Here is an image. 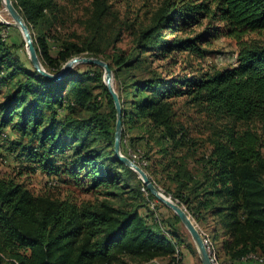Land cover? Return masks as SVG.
Wrapping results in <instances>:
<instances>
[{
    "label": "trees",
    "instance_id": "obj_1",
    "mask_svg": "<svg viewBox=\"0 0 264 264\" xmlns=\"http://www.w3.org/2000/svg\"><path fill=\"white\" fill-rule=\"evenodd\" d=\"M81 1L13 0L43 66L57 73L74 56H103L122 103L123 153L129 156V149L137 151L142 142L148 162L143 168L155 184L199 226L211 220L212 241L222 232L225 264L252 253L264 256V0H164L150 24L134 32L129 53L116 50L122 27L105 36L108 0L93 1L87 34L54 35L68 15L67 5ZM204 18L209 21L204 30L189 31ZM213 22L222 23V29ZM6 27L0 21V82L9 87L0 104V129L18 134L15 145L26 139L18 161L25 155L57 182L73 179L95 195L79 200L35 194L19 180L22 172L0 174V252L20 264H146L158 258L181 264L175 252L190 234L174 212L154 223L142 215L141 209L157 198L114 155L116 108L103 69L88 64L85 71L75 67L60 80L48 79L16 55L17 46L2 34ZM220 35L237 42L232 67L192 77L169 78L155 70L133 74L147 69L150 55L204 57L202 44ZM50 38L58 43L55 54ZM110 48L114 52L108 53ZM182 97L215 120L204 138L177 119L175 104ZM190 246L198 253L191 241Z\"/></svg>",
    "mask_w": 264,
    "mask_h": 264
},
{
    "label": "rangeland",
    "instance_id": "obj_2",
    "mask_svg": "<svg viewBox=\"0 0 264 264\" xmlns=\"http://www.w3.org/2000/svg\"><path fill=\"white\" fill-rule=\"evenodd\" d=\"M93 1L94 0H82L75 5L68 4V15L63 17L60 25L58 26V31H55L54 35H60L62 37H73L74 33L77 35L87 34L88 29L87 23H85V21L89 20L92 17L94 10ZM173 1L177 3L179 2L178 4L181 3L180 0ZM64 2L65 4H67L66 1ZM163 2L164 0H108L107 3L111 7V15L107 21L108 26H106V38L108 39L111 38V36H114V34H116V30L122 27L123 34L120 41H118L115 45L116 50H123L129 53L130 51H132L131 49L133 48L135 42L134 32L150 24L154 14L158 11ZM0 21L7 24L8 26L2 29V34L4 35L6 41L9 44L12 43L17 46L16 55L29 66V58L27 55L23 36L20 30L11 24L13 20L5 10L2 3L0 5ZM123 22H126L127 24H123ZM208 22V19H201L199 23L192 24L188 27V29L194 34L200 33L208 26ZM109 23L111 24L110 26ZM213 25V27L218 26L221 29L223 26V24L220 22H213ZM167 38H171V35H168ZM53 40L54 39L50 38L49 42L51 44L52 52L53 54H55L57 51L58 43ZM108 43L109 42L106 40V42H104L103 44L107 45ZM202 46L205 50L204 57L199 56L195 53L189 54L188 52H178L171 55L167 59H161L150 55L148 58L149 65H147V69L137 71L135 70L133 74H135L136 77L143 75L145 76L148 70H155L158 73H161L163 76L169 78L183 76L192 77L204 70L212 68L223 69L232 67L234 65L238 50V45L235 39L226 35H220L217 38H211L209 44L204 43L202 44ZM107 52L109 53L114 51H112L110 48ZM100 58L103 59L104 57L100 56ZM87 65L88 64H80L76 66L77 72L87 70ZM196 70H198V72ZM8 91L9 87H7V84H2L0 82V104L1 102H3V100H5ZM95 92H100V89H96ZM175 107L177 111V119L184 123V125L188 128V131L191 132L192 135L204 138L208 132H211L212 127L215 124V120L211 118V116L201 112L197 107H194L191 104H187L186 99L183 97L176 100ZM0 130V156H3L7 159L6 163L0 162V174L11 177H18L20 176L19 172H22L23 176L18 179L22 182H25L28 188H30L35 194L50 192L60 198L72 196V198H76L79 200L94 198L95 194L93 193V191H90L88 189V185L84 184V181L81 182L83 183V185H80V183L73 179V181H69V179H67V181L58 180L55 185H52L51 180L52 178L57 179L56 176H48L41 169L36 170V163L30 162L25 155L23 159L18 161L17 157L19 156V153L23 152L22 148L23 144H25L26 142V139L25 142H22L20 145H15L16 140H18V134L16 132H13V130L9 127ZM129 138L130 135H127L126 139ZM153 144L154 150L152 154L153 157L156 158L160 156L158 152H155V150L158 149V145H156L154 142ZM138 146V150L146 151V148L143 146L142 142L138 143ZM126 177L132 178L134 177V175L127 172ZM103 188L104 187L99 188L96 192H102ZM141 212L143 216L148 217V221L150 223H154L155 221L159 222L161 220L165 221L169 219V217L172 218L173 215V211L170 208L163 206L162 203L158 201V199L148 202L147 205L141 209ZM195 223L199 228L202 236L208 235L212 239H214L211 232L214 225L211 220H209V224H207V226H199L196 221ZM163 230L165 231V234L167 236H171V231L168 227L164 225ZM186 232L188 233L187 230ZM185 238L186 239H184V243L178 248V250H176L175 257L180 256L179 258H182L181 264H202L198 253H195L190 246V241L192 242L191 237L189 236V238ZM222 239L223 235L222 232H220L219 238L216 241H213L215 250L219 252L218 258L220 260V263L225 264L224 257L221 251ZM146 264H171V262L169 258H158Z\"/></svg>",
    "mask_w": 264,
    "mask_h": 264
},
{
    "label": "water",
    "instance_id": "obj_3",
    "mask_svg": "<svg viewBox=\"0 0 264 264\" xmlns=\"http://www.w3.org/2000/svg\"><path fill=\"white\" fill-rule=\"evenodd\" d=\"M5 10L11 16L13 26L17 27L24 39L28 58L33 65V67L43 76L52 80H60L65 75H67L72 69L80 64H90L96 65L103 69V81L108 88L110 95L113 98L115 108H116V126L114 133V155L115 157L124 163L127 167L132 169L139 178L144 182L148 190L158 199L159 202L170 208L174 214L181 220V223L188 231L191 236L192 242L198 252L202 264H212L210 254L207 250L204 238L197 227L195 221L188 213L187 209L181 205L179 202L172 199L170 195L165 194L151 179L146 170L141 167L137 162L131 159L128 155L124 154L122 151V133H123V110L122 103L119 94L115 88L114 83V72L110 67L109 63L95 56H74L69 59L57 73H51L46 70L43 66L39 54L37 52L35 42L33 39L32 31L27 24L25 18L20 13V11L15 7L13 0H1Z\"/></svg>",
    "mask_w": 264,
    "mask_h": 264
},
{
    "label": "built area",
    "instance_id": "obj_4",
    "mask_svg": "<svg viewBox=\"0 0 264 264\" xmlns=\"http://www.w3.org/2000/svg\"><path fill=\"white\" fill-rule=\"evenodd\" d=\"M129 157L133 159L135 162H137L141 167L146 166L148 164L141 150L133 151L129 149ZM0 162L6 163L7 159L4 158L3 156H0ZM56 183H57V180L53 178L51 180V184L55 185ZM143 191L146 192L145 188H143ZM203 238H204V242L206 244L207 250L210 254L212 264H221L217 256L216 250H215V245L213 241L211 240L210 236L204 235ZM179 257L180 256H176V258L178 259ZM248 261H255L260 264H264V256H259L257 254L252 253V254L247 255L246 257H243L240 261L236 262L235 264H240V263H244ZM0 264H20V261L16 258L9 257L3 254L2 252H0Z\"/></svg>",
    "mask_w": 264,
    "mask_h": 264
},
{
    "label": "crops",
    "instance_id": "obj_5",
    "mask_svg": "<svg viewBox=\"0 0 264 264\" xmlns=\"http://www.w3.org/2000/svg\"><path fill=\"white\" fill-rule=\"evenodd\" d=\"M242 264H260V263H258V262H244V263H242Z\"/></svg>",
    "mask_w": 264,
    "mask_h": 264
}]
</instances>
